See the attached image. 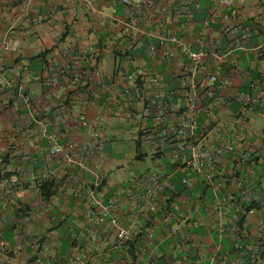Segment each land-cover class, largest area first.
I'll list each match as a JSON object with an SVG mask.
<instances>
[{
  "label": "crops",
  "instance_id": "0c3cea01",
  "mask_svg": "<svg viewBox=\"0 0 264 264\" xmlns=\"http://www.w3.org/2000/svg\"><path fill=\"white\" fill-rule=\"evenodd\" d=\"M230 2L29 0L26 5V0H0V191L11 195L2 231L9 239L22 236L16 251L0 253V264H33L36 249L49 259H72L69 264H145L147 259L161 264L183 257L192 260L200 250L209 254L218 238L214 220L204 210L205 199L212 196L206 176L174 155L190 140L172 138L173 133L166 136L155 127L154 99L161 97L174 108L168 114L171 127L180 122L192 63L181 54L162 59L159 50L149 52L148 41L168 28L192 50L208 53L206 73L196 77L199 113L194 142L210 147L221 137L233 138L238 154L220 157L214 172L219 178L246 177L262 189L264 0ZM137 4L138 27L132 30L128 11ZM235 8L243 18L239 26L221 17ZM158 15L163 27L155 21ZM226 53L220 65L215 55ZM142 66L162 76L160 85L144 98L142 80L123 78ZM245 69L251 76L243 73ZM215 70L219 75L212 87L206 74ZM207 106L213 115H206ZM80 114L99 119L108 139L103 162L87 172L50 153L54 133L62 144L90 141L79 124ZM137 139L149 154L145 160L135 158ZM151 173L163 177L165 190L145 205ZM47 179H54L57 189L44 200L39 186ZM94 197L104 202L116 199L117 216L131 230L126 241L120 242L107 222L89 220ZM172 202L177 209L171 208ZM188 214L181 231L169 234Z\"/></svg>",
  "mask_w": 264,
  "mask_h": 264
},
{
  "label": "built area",
  "instance_id": "2783aa9c",
  "mask_svg": "<svg viewBox=\"0 0 264 264\" xmlns=\"http://www.w3.org/2000/svg\"><path fill=\"white\" fill-rule=\"evenodd\" d=\"M129 3V0H122ZM223 5L229 6L230 0H222ZM29 0H26V5ZM198 5V4H197ZM140 8L137 4L128 11V27H138V18L136 12ZM161 11L166 10L165 5H161ZM224 21L234 19L236 25L242 23V16L239 9L231 10V13L221 15ZM156 23L163 27L162 16L155 17ZM127 27V33L131 30ZM94 51V47L89 48ZM148 50L150 53L159 50V56L162 59H174L179 54L186 55L191 63L192 70L189 74L190 90L185 93V102L182 107V118L178 125L171 127L168 114L174 108L169 106L168 102L161 97L154 99L156 108L155 127L161 131V134L174 138H183L190 140L186 146L181 144L175 150V157L182 158L186 166L192 171L206 176V185L211 189L212 196L205 199L204 210L213 218V228L216 232L218 241H216L209 254L200 250L196 256L189 260L186 257L176 258L173 261H164L161 264H264V186L262 189L252 184L246 177L234 176L230 178H219L214 172L217 160L226 154H238V147L235 140L229 136L221 137L220 140L210 147H200L195 143L196 130L198 128V103L199 97L196 92V77L206 73L204 62L209 55L204 49L192 50L183 37L178 35L173 29L164 28L162 32L148 41ZM228 53L225 55H215L219 64L225 62ZM2 56L0 54V71L2 70ZM219 71L215 70L206 74L207 80L212 87L218 79ZM243 73L251 76V71L245 69ZM94 74L99 75V69H95ZM125 78L133 81L142 80L145 84L144 92L140 98L145 97L148 90L157 87L161 83V73L149 66L137 68L134 73H129ZM101 87L106 88L104 83ZM163 96V95H162ZM117 98V94L113 95ZM247 101L249 98H245ZM205 113L208 116L213 115L214 110L211 106L205 107ZM79 124L90 134V141L81 143L76 140H69L66 144L58 143L59 135L54 133L50 139L53 146L50 153L59 156L64 164L69 166H78L82 171H92L103 162L105 157L104 147L107 137L102 132V124L99 119H91L85 114L79 115ZM53 178V177H51ZM53 180V179H50ZM189 178L183 177L182 184L187 185ZM259 189V190H258ZM165 184L163 177L158 173H151L148 176V182L145 186L144 204L150 205L154 200L163 195ZM145 205L141 207L143 210ZM46 206L51 209L53 203L46 202ZM172 208L177 209V205L172 202ZM11 207V195L8 192L0 191V253H11L18 249L22 242V236L16 235L12 239L3 235L2 227L6 223V214ZM260 214V217L257 215ZM190 215H186L177 220L169 229V234L179 233L187 222ZM89 220L106 223L116 230L117 238L120 242L126 241L131 230L124 226L116 213V199L110 198L104 202L98 197H94L89 210ZM33 264H69L70 260L60 259L55 256L51 259L45 256L42 251L35 250L33 254ZM76 264H82L76 262ZM145 264H153L149 259Z\"/></svg>",
  "mask_w": 264,
  "mask_h": 264
},
{
  "label": "trees",
  "instance_id": "16d2710c",
  "mask_svg": "<svg viewBox=\"0 0 264 264\" xmlns=\"http://www.w3.org/2000/svg\"><path fill=\"white\" fill-rule=\"evenodd\" d=\"M135 149H136L135 158L137 160H145L149 156V154L144 149L143 142L141 139L136 140ZM55 183L56 182L54 179L53 180L47 179L43 181L41 185L39 186L40 193L42 197L44 198V200H49L55 194L56 189H57ZM167 202L169 203V206H170L171 201L170 202L167 201ZM19 210L24 212L23 208H20ZM170 212H173V209H171Z\"/></svg>",
  "mask_w": 264,
  "mask_h": 264
},
{
  "label": "rangeland",
  "instance_id": "374dc122",
  "mask_svg": "<svg viewBox=\"0 0 264 264\" xmlns=\"http://www.w3.org/2000/svg\"><path fill=\"white\" fill-rule=\"evenodd\" d=\"M127 151V150H126ZM127 153H129V151H127ZM133 155H134V146H133ZM147 163H149V160L147 161Z\"/></svg>",
  "mask_w": 264,
  "mask_h": 264
}]
</instances>
